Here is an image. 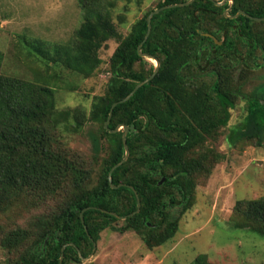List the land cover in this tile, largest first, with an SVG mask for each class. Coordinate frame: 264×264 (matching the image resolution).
Returning a JSON list of instances; mask_svg holds the SVG:
<instances>
[{"label": "trees", "instance_id": "1", "mask_svg": "<svg viewBox=\"0 0 264 264\" xmlns=\"http://www.w3.org/2000/svg\"><path fill=\"white\" fill-rule=\"evenodd\" d=\"M222 1L161 0L155 9H163L152 15L149 35L146 19L155 9L138 19L115 48L105 94L95 96L90 107V119L101 124L102 137L112 145V156L94 185L87 172L51 147L46 125L54 116L52 89L0 73V203L1 197L24 186L55 191L62 181L69 183L68 194L53 212L36 217L28 230L18 229L3 241L9 249L30 243L15 264H59L62 247V264L80 262L107 228L133 230L149 249L159 246L178 229L179 217L172 218L170 209L181 206L182 213L190 207L194 176L223 158L212 148L200 150L206 141L216 140L219 128L227 130L228 149L243 141L264 146V77L249 92L242 89L244 70L234 87L229 77L243 61L241 44L254 69L264 64V32L255 29L264 26V20L252 19L264 18V0L218 4ZM78 2L84 18L72 43L43 57L88 76L99 64L98 50L115 36L108 11L114 4ZM2 58L0 52V66ZM148 58L158 62L156 74L120 102L153 73V66L135 67ZM204 74L214 76L210 85L200 80ZM235 102L243 111L231 122ZM76 117L79 125L81 116ZM120 125L133 127L125 137L128 156L109 177L125 156L123 131L115 132ZM91 141L98 153L99 138L92 135ZM236 206L230 226L264 237V198L238 201ZM119 217H124V225L116 228L112 222ZM194 264L210 263L198 256Z\"/></svg>", "mask_w": 264, "mask_h": 264}, {"label": "rangeland", "instance_id": "2", "mask_svg": "<svg viewBox=\"0 0 264 264\" xmlns=\"http://www.w3.org/2000/svg\"><path fill=\"white\" fill-rule=\"evenodd\" d=\"M160 1L100 0L107 7L114 4L108 11L115 36L103 43L97 53L98 66L84 76L43 57L72 43L84 18L78 0H0L3 55L0 73L52 89L54 116L46 125L51 147L87 172L92 185L102 173L104 162L112 156V145L102 137L101 124L90 119L91 103L95 96L105 94L110 76L109 59L115 48L132 25ZM255 29L264 32V26H255ZM246 49L244 44L240 45L239 56L243 61L234 66L229 77L234 87L243 79L239 75L244 70L242 89L249 92L263 80L264 64L254 69ZM258 62L261 64L263 59L259 58ZM156 63L155 59L148 58L143 64L137 62L135 67L148 70L150 66L155 68ZM200 80L210 85L214 76L204 74ZM235 103L230 111L231 122L243 111V106ZM117 129L122 132V126ZM226 133V128H219L216 140H208L201 147L200 150L212 148L223 154V158L212 162L208 172L194 176L190 207L185 212H180L181 206L170 209L172 218L179 217L178 229L171 239L149 249L135 231L107 228L100 232L94 251L84 260H71L69 264H194L198 256H204L210 264H264V237L230 226L238 201L264 198V146L243 141L228 149L224 144ZM92 135L99 138L98 153L93 151ZM67 186L66 180L55 191L36 185L24 186L16 193L10 191L1 197L0 264H15L18 255L30 244L26 241L9 249L3 246V241L18 229L28 230L36 217L53 212L68 194ZM123 221L120 218L112 225L121 228Z\"/></svg>", "mask_w": 264, "mask_h": 264}, {"label": "water", "instance_id": "3", "mask_svg": "<svg viewBox=\"0 0 264 264\" xmlns=\"http://www.w3.org/2000/svg\"><path fill=\"white\" fill-rule=\"evenodd\" d=\"M225 0H223L221 3H218V4H222L223 2H224ZM179 6L180 5H183V4H178ZM161 9H163V8H159V9H155V10H153L148 16H147V19H146V21H147V33H146V37L149 35V32H150V27H151V24H150V22H151V17H152V15H154L155 13H157L159 10H161ZM252 19L254 20V21H261V20H264V18H253L252 17ZM146 37H145V39H146ZM139 55L140 56H143L141 53H139ZM157 62V61H156ZM157 69H158V62L156 63V66H155V69H154V71H153V73L151 74V76H149L147 79H145L144 81H142V82H140L139 84H137L136 86H135V88L132 90V92L129 94V96H127L126 98H124L123 100H121L120 102H123V101H125V100H127L135 91H136V89L139 87V86H141V85H143L144 83H146V82H148L150 79H152V77L156 74V72H157ZM116 105V103H114L113 105H112V107H111V109H110V112H109V116H108V118H107V121L105 122V126L107 125V123L109 122V120H110V117H111V114H112V109H113V107ZM120 126H122V131H123V134H122V143H123V146H124V148H125V156H124V158L118 163V164H116L113 168H111V170H110V172H109V174H108V176L110 177V175H111V172L114 170V168L115 167H117L119 164H121V163H123L125 160H126V158H127V156H128V151H127V148H126V145H125V137H126V134L129 132V129H133V127L131 126V127H128V126H126V125H120ZM117 131H119V129H116L115 130V132H117ZM109 180H110V178H109ZM164 180V179H163ZM136 205H137V210H136V212H138V210H139V205H140V203H139V199L137 198V203H136ZM120 218V217H119ZM122 218V217H121ZM123 219H124V217H123ZM81 222H83V218L81 217ZM95 242L93 243V249H92V251H94L95 250ZM63 250H64V247H62L61 248V256H60V258H59V264H62V259H63ZM79 256H81L80 255V253H79ZM81 260H84V258H81Z\"/></svg>", "mask_w": 264, "mask_h": 264}]
</instances>
